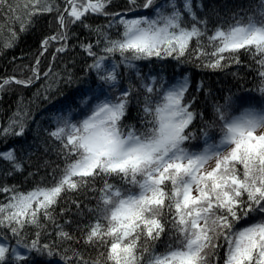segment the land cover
Listing matches in <instances>:
<instances>
[{
	"label": "snow or ice",
	"instance_id": "1",
	"mask_svg": "<svg viewBox=\"0 0 264 264\" xmlns=\"http://www.w3.org/2000/svg\"><path fill=\"white\" fill-rule=\"evenodd\" d=\"M112 5L113 0H0V37H8L0 39V55L16 47L37 18L55 14L57 25L40 39L30 65H17L19 75L0 77V99L14 87L31 88L41 80L46 83L34 99H48L61 80L72 83V74L57 72L55 61L69 50L75 35L70 29L77 23L96 36L80 47L92 59L89 71L101 82L99 93L89 88L66 115L53 116L54 128L43 129L58 143L53 151L62 160V166L51 168V179L45 183L42 177L27 192L0 185L5 194L0 264H27L30 256L18 248L59 256L61 264H264V0L246 22L233 17V24L211 29L208 18L197 14L203 0H126L124 9L109 11ZM90 16L107 22L93 27L85 23ZM53 44L58 46L42 70ZM242 54L253 58L245 66L256 71L261 96L242 110L234 107L231 95L225 96L213 105L211 120L197 109L188 76L165 89V78L145 75L137 64L171 58L224 71L241 66ZM24 58L13 57V63ZM110 59L114 62L107 67ZM121 69L129 73L126 84ZM203 91L198 82L196 92ZM32 103L18 98L8 121L0 122V143L27 134ZM133 104L137 123L128 122L135 119ZM17 152L14 146L0 149V160L12 169L7 175L24 170ZM85 192L97 194L94 206L82 208L76 199L69 203L77 216L90 217L87 224H77V231L84 246L96 250L95 257L64 247L79 242L65 230L72 221H58L72 209L56 212L65 196ZM164 237V250L157 251Z\"/></svg>",
	"mask_w": 264,
	"mask_h": 264
},
{
	"label": "trees",
	"instance_id": "2",
	"mask_svg": "<svg viewBox=\"0 0 264 264\" xmlns=\"http://www.w3.org/2000/svg\"><path fill=\"white\" fill-rule=\"evenodd\" d=\"M16 0H12L15 4ZM259 3V0H203V10H197L198 16L201 18L207 17L209 20L208 27L214 28L218 24H223L227 27L233 24L235 19L241 18L247 21L249 15L254 14L255 6ZM195 6V4H194ZM126 7V0H113L112 8L109 11L122 10ZM6 16L7 13H4ZM51 22V23H50ZM107 21L103 16H90L85 23L92 25L105 24ZM57 28L55 24V14L44 15L35 20V27L30 31L19 36V42L16 47L7 50L0 55V77L19 75V68L17 65H30L37 53V48L40 39L48 34L54 32ZM16 31L19 32L18 25ZM70 31L75 35L72 36L69 41L70 48L65 53L57 55L55 61V70L62 75L65 72H70L73 77L72 83H66L61 80L58 87H54L49 93L48 99H34V93L36 89L40 88L41 84L46 81H38L31 88L14 87L8 90L3 98L0 99V122L6 123L8 118L13 114L18 104V98L22 97L24 103L33 100L30 105L32 123L29 124V130L23 137L9 140L7 145L0 143V149L14 146L18 152V157L24 163L23 172H15L12 175H7L12 171L10 164L3 160H0V185H16L21 192H27L32 189L37 182L44 178V182L47 183L51 179V168L56 164H61L62 160L57 157L54 147H58V143L49 138L43 129H49L55 127L53 122L54 115L68 113L70 107H74L73 101L87 95L89 88H97V85L101 82L97 80L95 71H89L88 65L92 63V59L86 54V52L80 47V44L95 41L96 36L90 32L89 29L83 25L77 23L72 26ZM0 39L7 40V35H3ZM71 45H75L74 48ZM58 45L53 44L49 49V52L42 59L41 69L46 70L52 57V51ZM24 56V59H17L13 63V57ZM118 58V57H117ZM240 59L243 64L241 66L233 65L224 71H213L211 69L198 67L194 63H178L174 59L158 60L153 58L151 61H138L137 64L142 70V73L148 75H157L163 77L164 88L171 84H174L178 78L187 75L191 81L190 95L195 94L198 99L196 105L197 109L204 112L207 119L213 118V105L216 103H223L225 96L231 95L234 101V107L242 110L245 107L252 106L249 101L253 98H259L261 94L258 91L259 80L257 78L256 71L252 67H246L245 65H252L253 58L251 55L242 54ZM113 60L106 62L107 67H111ZM199 63V62H197ZM124 77L125 84L128 81L129 73L124 72L121 69ZM233 73H238V77ZM28 73H25L27 75ZM132 81L139 86V82L135 79V74H132ZM203 82L204 91L196 92V86L198 82ZM107 90V86H105ZM99 93V89L97 88ZM163 93H161L162 97ZM103 98V97H101ZM260 106V105H256ZM238 115L239 111L234 112ZM132 117L128 122L137 123L139 116L135 104L132 107ZM201 126V125H198ZM47 147V151L45 150ZM45 161L50 162L49 167H45ZM29 173H35L33 176H29ZM116 182V181H112ZM101 182L97 181L96 187L99 188ZM96 193H70L64 197L60 204L56 207V212L59 213L60 208L71 207V212L64 216H58L59 223L63 224L65 220H71V224L65 225V230L72 233L78 238L79 242H72L65 244L64 247H73L81 250L85 255L96 256V250L94 248H87L83 244V236L80 231H77V224H87L89 222V216L86 214L84 217L76 215L75 205H71V200H80L82 202L81 207L84 205L94 206L96 203ZM5 200V194L0 193V201ZM86 211V210H85ZM245 222H241L238 227H243ZM49 232L53 229L49 226ZM29 232L33 229L29 228ZM47 242H51L52 237L45 238ZM167 237L163 238V241L158 242L156 245L157 251H163ZM10 243L15 245V241L11 240ZM224 249H221L220 255L223 256ZM30 259L27 264H61L59 256L48 257L46 255H39L35 252L27 253Z\"/></svg>",
	"mask_w": 264,
	"mask_h": 264
},
{
	"label": "rangeland",
	"instance_id": "3",
	"mask_svg": "<svg viewBox=\"0 0 264 264\" xmlns=\"http://www.w3.org/2000/svg\"><path fill=\"white\" fill-rule=\"evenodd\" d=\"M180 80V79H179ZM177 82V81H176ZM174 85V84H173ZM172 86V85H171ZM171 86H169V87H171ZM18 250L22 253V254H27V249H23V248H18Z\"/></svg>",
	"mask_w": 264,
	"mask_h": 264
}]
</instances>
